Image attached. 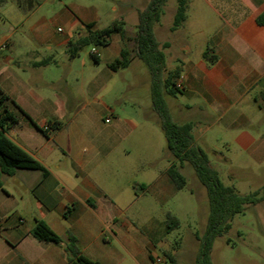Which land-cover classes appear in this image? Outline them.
I'll use <instances>...</instances> for the list:
<instances>
[{
  "label": "crops",
  "instance_id": "crops-1",
  "mask_svg": "<svg viewBox=\"0 0 264 264\" xmlns=\"http://www.w3.org/2000/svg\"><path fill=\"white\" fill-rule=\"evenodd\" d=\"M204 1L211 7L207 16L219 17L221 24L204 35L201 60L195 62L178 50L181 40L186 41L189 17L172 32L175 10L171 23L160 32L166 37L158 41L169 44L164 50L166 61L167 57L172 60L168 69L182 67L178 82L181 93L167 97L166 102L174 121L192 123L194 129L204 131L196 118L204 120L212 115L225 120L227 128L244 126L250 120L240 107L255 104L264 109V25L259 24L263 21L260 17L264 18V0ZM41 2L27 12L16 5L27 18L26 31L12 27L9 34L0 32V88L20 108L11 103L7 106L17 118L7 136L49 172L47 177L31 170L2 175L0 264H67L63 244L39 242L32 236L36 220L46 222L63 240L68 231L73 233L89 259L117 264L119 256L113 243H120L128 251L134 247L129 224L119 218L120 210L134 199L130 182L121 190L108 179L112 172L109 167L123 141L131 146L143 141L124 139L122 134L124 129L132 132L137 127L141 121L138 113L147 108L136 99L129 100V105L123 101L124 85L129 81L120 78L123 70L112 72L108 65L124 48L133 50L134 44L114 35L109 46L93 47L89 53L91 59L95 51L98 63L83 52L72 58L67 51L70 40L83 34L87 25L101 30L100 11L94 6L68 7L57 0L50 18L32 20L43 6ZM118 5L111 8L112 13L119 12ZM19 32L25 34L26 41L14 40ZM125 32L128 38L135 37L136 30ZM207 49L212 50L209 57H216L212 64L204 59ZM55 50L60 51L59 57L54 55ZM46 60L50 64L39 65ZM127 109L136 117H124ZM109 116L111 121L107 123ZM141 122L145 125L148 121ZM235 142L264 158L263 139L258 141L244 132ZM165 159L167 165L158 180L149 186L139 185L143 191H177L167 175L176 162L168 156ZM187 165L181 170L184 176ZM72 206L73 212L66 216ZM148 253L152 260L150 250Z\"/></svg>",
  "mask_w": 264,
  "mask_h": 264
},
{
  "label": "rangeland",
  "instance_id": "rangeland-1",
  "mask_svg": "<svg viewBox=\"0 0 264 264\" xmlns=\"http://www.w3.org/2000/svg\"><path fill=\"white\" fill-rule=\"evenodd\" d=\"M61 1L68 7L73 4L96 7L102 17L100 29L110 26L115 21H123L125 29L135 31L139 12L144 10L151 0ZM56 2L57 0L51 2L42 0L43 6L32 20L40 16L50 18ZM117 5L119 12L112 13L111 8ZM177 6V0H168L161 21L156 26L159 41L165 39L166 34L160 32L171 23ZM210 10L211 7L204 0H192L189 4L187 11L189 23L185 26V39L188 43L181 40V47L178 50L189 54L195 62L201 60L204 35L221 24L219 17L207 16ZM26 20V16L11 1L0 5V32L5 31L9 34L12 27L26 31L28 28ZM14 40L26 41L25 34L19 32ZM92 49L93 47H88L83 51L89 59ZM54 55L59 57L60 51L55 50ZM171 64L172 60L167 57V67ZM122 74L119 75L120 78L122 76L129 81L128 85H124L123 101L128 104L131 99L138 100L147 108L138 113L140 120L148 122L143 125L140 121L132 132L124 129L122 134L124 139L129 137L143 141L134 146L123 141L118 153L112 156V165L109 167L112 172L108 179L116 183L121 190L130 182L131 196L134 199V202L127 208H122L119 214V218L129 224L128 232L133 239L134 247L128 251L120 243H113L119 256L117 264H200L199 238L206 230L210 212L207 191L199 183L189 165L184 169L186 188L174 194L162 193L157 189L143 191L139 186L143 183L149 186L158 180L160 171L167 165L165 156L169 158L171 156L167 153V141L153 109L148 85L151 75L147 65L137 59L133 66L123 70ZM240 109L250 120L247 125L227 128L226 121L220 120L219 116L212 115L204 120L196 118L206 129L201 131L196 127L194 136L197 145L205 151L212 168L218 172L225 186L233 187L241 196L255 192L262 195L264 158H259L251 150L238 145L235 138L247 132L258 141L264 140V109L260 110L259 105L255 104L249 107L245 105ZM123 115L127 118L136 117L129 109L125 110ZM169 214L179 220L178 228L168 230ZM149 250L152 260L149 258ZM211 263L264 264V201L247 206L244 213L235 216L230 231L216 239L211 251Z\"/></svg>",
  "mask_w": 264,
  "mask_h": 264
},
{
  "label": "trees",
  "instance_id": "trees-1",
  "mask_svg": "<svg viewBox=\"0 0 264 264\" xmlns=\"http://www.w3.org/2000/svg\"><path fill=\"white\" fill-rule=\"evenodd\" d=\"M7 0H0L4 3ZM22 11H30L39 4V0H11ZM178 6L174 15L171 31L174 32L187 20V11L192 0H177ZM168 0H151L147 7L138 14L136 34L133 39L126 36L123 21H115L109 27L95 30L92 25H87L83 34L70 40L67 51L72 58H76L88 47H107L114 35H120L124 42L132 41L134 49L124 48L119 58L108 65L112 72L127 69L133 59L145 63L150 71V90L154 112L160 120V127L167 141V152L176 162L167 171V175L177 191L187 186V179L182 174V168L189 164L199 183L206 189L210 212L205 232L200 236V264L211 263V251L216 239L222 237L231 229V222L236 215L245 212L247 206H253L264 201L263 194L255 192L247 196H241L233 187L225 186L218 174L212 168L210 160L195 142L193 136L194 125L192 123L179 124L174 121L171 111L166 102L167 97H176L181 93L178 82L182 76V67L176 66L168 69L164 50L169 47L168 43L161 44L155 34V28L161 21L164 8ZM259 21L260 25H264ZM211 49L204 53V59L210 64L216 61V57L209 54ZM91 59L99 62L96 54H91ZM49 61H43L39 65L46 66ZM262 99L264 101V92ZM11 103L19 110L17 104L0 88V190L3 189L2 175L13 176L16 170H31L42 172L44 177L49 175L46 168L16 145L8 136L10 128L17 123V118L8 110ZM34 124V123H33ZM35 125V124H34ZM92 207L94 204L89 201ZM74 207H68L66 216L73 212ZM180 226L177 218L168 215V230ZM32 236L43 243L64 245V253L67 264H102L86 257L78 246L76 236L67 232L66 240L55 233L49 225L36 220L32 228Z\"/></svg>",
  "mask_w": 264,
  "mask_h": 264
},
{
  "label": "built area",
  "instance_id": "built-area-1",
  "mask_svg": "<svg viewBox=\"0 0 264 264\" xmlns=\"http://www.w3.org/2000/svg\"><path fill=\"white\" fill-rule=\"evenodd\" d=\"M92 54H95V51L93 50V53ZM110 121H111V116H109L108 118H107V120H106V122L107 123H110Z\"/></svg>",
  "mask_w": 264,
  "mask_h": 264
}]
</instances>
